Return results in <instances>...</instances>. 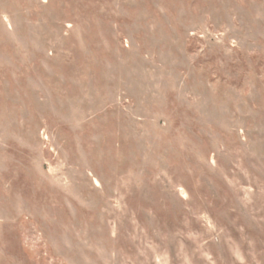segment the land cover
Returning <instances> with one entry per match:
<instances>
[{
    "label": "rangeland",
    "instance_id": "1",
    "mask_svg": "<svg viewBox=\"0 0 264 264\" xmlns=\"http://www.w3.org/2000/svg\"><path fill=\"white\" fill-rule=\"evenodd\" d=\"M0 264H264V0H0Z\"/></svg>",
    "mask_w": 264,
    "mask_h": 264
}]
</instances>
